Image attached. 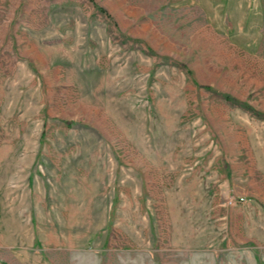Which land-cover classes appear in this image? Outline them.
<instances>
[{
	"label": "rangeland",
	"instance_id": "obj_1",
	"mask_svg": "<svg viewBox=\"0 0 264 264\" xmlns=\"http://www.w3.org/2000/svg\"><path fill=\"white\" fill-rule=\"evenodd\" d=\"M0 264H264V0H0Z\"/></svg>",
	"mask_w": 264,
	"mask_h": 264
},
{
	"label": "built area",
	"instance_id": "obj_2",
	"mask_svg": "<svg viewBox=\"0 0 264 264\" xmlns=\"http://www.w3.org/2000/svg\"><path fill=\"white\" fill-rule=\"evenodd\" d=\"M239 199H240V200H244V198H243V197H239Z\"/></svg>",
	"mask_w": 264,
	"mask_h": 264
}]
</instances>
